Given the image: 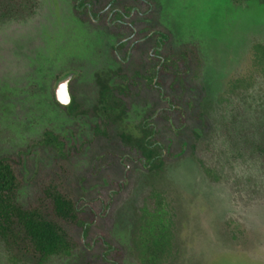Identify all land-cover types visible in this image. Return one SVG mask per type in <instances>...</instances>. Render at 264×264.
I'll return each mask as SVG.
<instances>
[{"label": "rangeland", "instance_id": "rangeland-1", "mask_svg": "<svg viewBox=\"0 0 264 264\" xmlns=\"http://www.w3.org/2000/svg\"><path fill=\"white\" fill-rule=\"evenodd\" d=\"M34 2L28 19L0 23V157L25 156L23 202L58 170L69 194L81 186L83 215L97 213L72 254L42 264H264V0ZM155 31L169 35L164 55L194 54L190 72L179 65L192 90L170 78L162 90L183 101L177 111L154 113L160 67L151 46L136 48ZM137 72L126 103L101 115V88L125 90ZM67 73L70 108L55 101ZM198 98L210 125L193 145L183 120ZM147 119L157 167L119 137H141ZM46 131L61 150L42 143ZM0 264L31 263L0 241Z\"/></svg>", "mask_w": 264, "mask_h": 264}, {"label": "trees", "instance_id": "trees-1", "mask_svg": "<svg viewBox=\"0 0 264 264\" xmlns=\"http://www.w3.org/2000/svg\"><path fill=\"white\" fill-rule=\"evenodd\" d=\"M34 1L0 0V23L11 19H28L35 7ZM153 35L154 43L152 45L148 44L150 40L147 39L144 40L141 47L136 45V48L146 54V50L151 46V54L160 67L152 80L154 82V78H156L154 87L157 92L154 95V113L159 110L165 111L166 108L172 111L180 110L183 101H168V94L162 90L168 78L171 79L168 87L173 91L177 90L176 84L180 79L185 80L184 82L187 83L184 91L186 90L189 93L192 90L193 85L187 79L189 74L188 76L181 75L179 65L180 63H184L185 66L187 64L185 70L190 72L191 65L189 62L191 55L194 54L192 52H171L168 56L164 55L162 51L168 42L169 35L159 31H155ZM140 76L139 72L135 73L128 80L125 90L103 86L100 91L101 115L107 118L111 117L112 112L116 109L115 102L118 103L117 101L111 102L112 100L117 99L125 104L123 98L130 95V86H134ZM148 80H151V76L148 77ZM198 91L200 98L202 92ZM199 98L193 103L190 100L185 102L187 110L191 113H185L187 119L183 120V126L187 133L195 139L193 145L204 139L203 135L206 134V129L210 125L206 117L200 113L198 108ZM57 104L59 105V103ZM70 107L71 105L66 108ZM122 109L126 110L125 105ZM190 120L193 121L192 124H190ZM140 132L141 137H132L126 134H121L119 137L125 144L138 149L144 159V166H152L153 163L156 167L161 165L165 160L161 151L163 145L156 139L155 126L147 119L142 122ZM44 136L43 144L58 147L60 150L64 147V143L52 132L46 131ZM152 136H155L154 141H152ZM187 137L189 136L187 135ZM184 145L182 149L187 148ZM61 156L66 157V154ZM24 158L25 156L21 151L14 157H0V241L13 260L42 264L52 256L72 254L81 245L79 228L85 233V227L95 222L97 213L90 210L88 216L83 215L84 195L81 186L74 187L69 183L73 191L72 194H69L66 175L64 176L58 170L52 172L49 177L41 178L39 180L41 184L36 186L34 196L23 202L20 192L25 187ZM106 243L108 249L114 248L109 242L106 241Z\"/></svg>", "mask_w": 264, "mask_h": 264}, {"label": "water", "instance_id": "water-1", "mask_svg": "<svg viewBox=\"0 0 264 264\" xmlns=\"http://www.w3.org/2000/svg\"><path fill=\"white\" fill-rule=\"evenodd\" d=\"M74 76L75 73H67L57 82L55 99L61 106H69L71 104L72 99L69 93V84Z\"/></svg>", "mask_w": 264, "mask_h": 264}, {"label": "flooded vegetation", "instance_id": "flooded-vegetation-1", "mask_svg": "<svg viewBox=\"0 0 264 264\" xmlns=\"http://www.w3.org/2000/svg\"><path fill=\"white\" fill-rule=\"evenodd\" d=\"M123 14H121V16H122ZM154 34V33H153ZM154 36V35H153ZM147 38H150V36H148Z\"/></svg>", "mask_w": 264, "mask_h": 264}]
</instances>
